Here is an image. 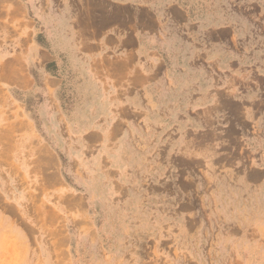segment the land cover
I'll return each mask as SVG.
<instances>
[{"label":"rangeland","instance_id":"rangeland-1","mask_svg":"<svg viewBox=\"0 0 264 264\" xmlns=\"http://www.w3.org/2000/svg\"><path fill=\"white\" fill-rule=\"evenodd\" d=\"M206 1L236 37L238 75L255 76L252 115L99 98L91 132L87 90L91 101L105 93L23 81L30 68L9 60L0 34V264H264V0ZM75 2L83 22L91 0ZM32 37L44 45L43 33Z\"/></svg>","mask_w":264,"mask_h":264},{"label":"crops","instance_id":"crops-1","mask_svg":"<svg viewBox=\"0 0 264 264\" xmlns=\"http://www.w3.org/2000/svg\"><path fill=\"white\" fill-rule=\"evenodd\" d=\"M75 1L55 0L49 6L47 0H0V21L8 22L0 25V34L9 37V60L30 68L18 75L25 79H15L14 73L13 82H35L31 77L38 76L42 83L89 84L105 93L93 94L98 100L91 101L87 90L91 126L86 128L91 132L100 124L94 116L101 109L99 98L142 106L151 100L154 108L178 106L182 112L206 105L217 107L221 115L231 114L232 105L243 107L245 114L255 112L253 102L244 105L257 97L256 86H251L255 76L238 75L239 44L230 31L226 36L224 20L209 14L206 0H186L184 8L176 0H91L90 17L83 22ZM31 4L43 11L44 30L32 28ZM117 9L126 11L124 17H112ZM144 13L149 20L141 16ZM130 14L135 18L129 24ZM37 32L43 33L44 45L32 39ZM48 104L47 117L56 116ZM257 105L263 113V106ZM118 124L115 121L109 130L119 131ZM219 130L228 135L226 127Z\"/></svg>","mask_w":264,"mask_h":264},{"label":"bare ground","instance_id":"bare-ground-1","mask_svg":"<svg viewBox=\"0 0 264 264\" xmlns=\"http://www.w3.org/2000/svg\"><path fill=\"white\" fill-rule=\"evenodd\" d=\"M114 18H117V17H114Z\"/></svg>","mask_w":264,"mask_h":264}]
</instances>
